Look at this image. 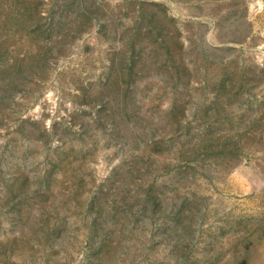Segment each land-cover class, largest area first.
Returning a JSON list of instances; mask_svg holds the SVG:
<instances>
[{"label":"rangeland","instance_id":"obj_1","mask_svg":"<svg viewBox=\"0 0 264 264\" xmlns=\"http://www.w3.org/2000/svg\"><path fill=\"white\" fill-rule=\"evenodd\" d=\"M0 264H264V0H0Z\"/></svg>","mask_w":264,"mask_h":264}]
</instances>
